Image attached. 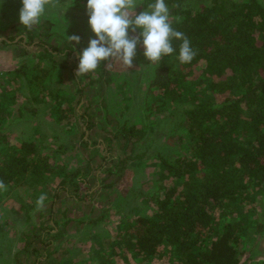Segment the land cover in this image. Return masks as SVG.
I'll list each match as a JSON object with an SVG mask.
<instances>
[{
    "label": "trees",
    "instance_id": "16d2710c",
    "mask_svg": "<svg viewBox=\"0 0 264 264\" xmlns=\"http://www.w3.org/2000/svg\"><path fill=\"white\" fill-rule=\"evenodd\" d=\"M73 1L86 7L87 0ZM151 2L154 0H143V5L137 6L138 14ZM165 3L173 28L190 39L197 55L190 63L180 64L181 42L174 40L176 51L162 57L145 79L144 105L150 109L155 104L145 118L150 121L122 123L115 136L122 137L123 150L133 157L132 146L152 136L150 128L157 118L154 113L182 106L175 135L170 132L163 137L156 152L147 157L157 171L154 179L169 176L174 182L136 193L149 197V204L139 201V212L123 222L120 238L125 250L140 263L151 261L168 244L175 252L173 264H249L258 250L244 258L242 239L248 229V215L241 213L244 208L254 217L259 234L264 235V0ZM41 44L47 51L41 56L53 57L47 44ZM57 51L70 56L74 49L66 46ZM52 61L54 66L58 64L54 58ZM16 72L30 80V87L39 86L37 82L48 75L43 69L36 75L24 67ZM7 103V96L0 100L1 116ZM73 109L69 107V114L62 109L60 116L73 115ZM127 160L121 159L116 167ZM60 165L52 162L36 140L0 150V180L9 190L22 185L33 189L47 174L68 171L66 165ZM113 171L109 169V173ZM62 183L67 189L73 187L70 178ZM122 213L130 214L126 210Z\"/></svg>",
    "mask_w": 264,
    "mask_h": 264
},
{
    "label": "rangeland",
    "instance_id": "374dc122",
    "mask_svg": "<svg viewBox=\"0 0 264 264\" xmlns=\"http://www.w3.org/2000/svg\"><path fill=\"white\" fill-rule=\"evenodd\" d=\"M21 7V0H0V100L7 96L8 101L0 115V150L36 140L52 162L67 166L68 174L64 169L57 170L33 189L22 185L0 191V264H42L46 256L47 264H75L65 259L69 253L83 258L79 264H173L175 252L170 251V245H164L151 261L140 263L125 250L120 236L123 222L139 212V201L149 204V197L146 200L136 193L174 182L169 176L154 179L157 171L147 157L156 152L163 137L180 127L183 107L155 112L158 119L150 131L156 140L151 136L136 142L133 157H129L123 150L124 140L115 133L122 123L150 121L145 118L155 104L150 109L144 105L145 79L157 64H149L142 56L143 46H139L142 55L134 57L131 68L114 63L106 70L105 61L94 72L77 77L79 53L96 38L89 17L83 15L86 7L74 5L73 0L64 4L60 0V5L49 9L31 30L19 22ZM71 35L80 36L79 44L67 41ZM129 35L139 34L129 30ZM41 42L47 44L53 57L41 56L47 54ZM66 46L74 49L70 56L57 51ZM22 67L36 75L43 69L48 75L36 81L39 86L30 87V80L16 72ZM109 72L114 73L103 76ZM71 106L73 115L60 116L62 109L68 113ZM123 158L128 160L117 168ZM78 170L79 175L71 178ZM65 178H70L71 189L62 186ZM42 193L47 199L43 210L38 211L36 200ZM124 210L130 214L126 216ZM241 213L248 215V229L242 239L244 258L257 249V256L249 264L261 263L264 235L259 234L247 207ZM102 215L106 217L101 219ZM80 240L86 241L85 245H77Z\"/></svg>",
    "mask_w": 264,
    "mask_h": 264
},
{
    "label": "clouds",
    "instance_id": "9594fccd",
    "mask_svg": "<svg viewBox=\"0 0 264 264\" xmlns=\"http://www.w3.org/2000/svg\"><path fill=\"white\" fill-rule=\"evenodd\" d=\"M21 4L19 22L31 30L41 23L49 9L60 5V0H21ZM138 5H143V0H87L88 24L96 38L90 39L88 46L79 53L77 77L94 72L105 61L106 70L114 63L131 68L138 44H142L149 64L159 65L162 57L171 56L176 51L174 40L181 42L177 57L180 64L194 59L197 52L190 39L173 28L165 0H154L136 14ZM137 29H140L139 35H129V30L135 33ZM67 41L79 44L80 36H67ZM6 190L7 185L0 180V191ZM46 199L44 193L37 198L38 211L43 210Z\"/></svg>",
    "mask_w": 264,
    "mask_h": 264
},
{
    "label": "crops",
    "instance_id": "0c3cea01",
    "mask_svg": "<svg viewBox=\"0 0 264 264\" xmlns=\"http://www.w3.org/2000/svg\"><path fill=\"white\" fill-rule=\"evenodd\" d=\"M139 46H142V45H137V50H136V58H139V55H142V50L140 48H138ZM144 56V55H142ZM85 242L86 241H81L77 243V245H81V244H84L85 245ZM56 256V255H55ZM67 257V258H66ZM71 253L67 254V256H65V259L66 260H69V262H76L75 264H79V262L83 259V258H80V257H77ZM43 262L42 264H47V260H48V256L44 257L43 258ZM74 259H76L77 261H75Z\"/></svg>",
    "mask_w": 264,
    "mask_h": 264
}]
</instances>
